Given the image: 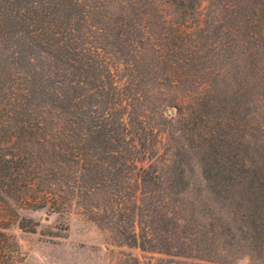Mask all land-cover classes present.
<instances>
[{"label": "trees", "instance_id": "1", "mask_svg": "<svg viewBox=\"0 0 264 264\" xmlns=\"http://www.w3.org/2000/svg\"><path fill=\"white\" fill-rule=\"evenodd\" d=\"M73 202L127 244L146 217L168 255L264 261V0H0V264L25 258L13 225L37 231L20 206Z\"/></svg>", "mask_w": 264, "mask_h": 264}, {"label": "rangeland", "instance_id": "2", "mask_svg": "<svg viewBox=\"0 0 264 264\" xmlns=\"http://www.w3.org/2000/svg\"><path fill=\"white\" fill-rule=\"evenodd\" d=\"M207 5L208 3L205 2L204 7ZM165 8L167 13L171 14L172 8ZM112 66L116 79L119 82H124V64L116 60ZM165 136L161 134L158 137L160 143L154 147L152 153L150 152L153 148L152 142L149 140L146 144L143 143L136 159L140 167L147 168L150 164L164 166L163 161L160 163L159 160L166 157ZM193 166L196 169L195 182L203 185L199 168L195 162ZM139 183L138 194L144 198L142 190L148 189L149 185L143 184L142 180ZM196 194H202L205 200L210 197L205 191L199 193L196 190H191L184 194V198L194 202ZM18 211L21 216L38 223L36 232L24 231L17 225H13L9 229V232L16 235L25 254L24 260L19 264H264L263 260L248 249L220 253V259L225 260L223 263H215L207 258L168 255L162 249V241L167 239L162 231H158L155 235H148L149 240H146L147 233L138 225L139 220L146 221V217H139L136 221L139 243L127 244L122 242L123 235L119 231H112V229L92 220L77 202H73L70 212L65 214L52 213L44 208L34 209L23 205L19 207ZM122 215H124V220L128 221L127 212H122ZM118 216L121 217L120 214ZM124 220H118L119 227L123 225L120 231L126 234L131 233L129 223L127 224ZM200 220L205 221L203 218ZM142 226L144 227V224ZM144 241L146 242L145 247ZM181 241L187 245L183 247ZM181 241L175 240L173 244H181V247L189 252L188 254L193 253L199 256L200 253L196 248L191 249L193 246L190 240L182 238ZM178 250L173 249L172 253L178 252Z\"/></svg>", "mask_w": 264, "mask_h": 264}]
</instances>
